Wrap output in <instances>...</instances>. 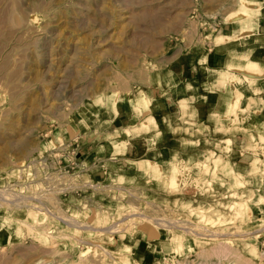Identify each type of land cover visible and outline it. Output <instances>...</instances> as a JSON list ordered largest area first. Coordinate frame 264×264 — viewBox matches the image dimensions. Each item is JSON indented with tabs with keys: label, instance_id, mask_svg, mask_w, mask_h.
Instances as JSON below:
<instances>
[{
	"label": "rangeland",
	"instance_id": "1",
	"mask_svg": "<svg viewBox=\"0 0 264 264\" xmlns=\"http://www.w3.org/2000/svg\"><path fill=\"white\" fill-rule=\"evenodd\" d=\"M246 7L249 0H0V264H136L125 250L144 226L170 245L166 264H264V173L234 177L225 167L213 178L214 155L204 152L175 171L179 184L152 192L123 179L102 183L106 172L75 166L70 147L87 127L86 109L113 105L147 85L152 70L206 48ZM245 80L264 110V81ZM59 143L67 152L55 157ZM228 145L216 149L230 155ZM254 146L264 166V141Z\"/></svg>",
	"mask_w": 264,
	"mask_h": 264
},
{
	"label": "crops",
	"instance_id": "2",
	"mask_svg": "<svg viewBox=\"0 0 264 264\" xmlns=\"http://www.w3.org/2000/svg\"><path fill=\"white\" fill-rule=\"evenodd\" d=\"M249 1L253 8H244L245 17L220 24L204 41L206 48L183 51L152 70L147 85L114 106L103 100L86 109L81 117L87 127L77 128L70 142L74 165L105 171L102 183L123 179L122 186L152 192H163L168 183L179 184L175 171L180 174L185 162L204 152L214 155L213 178L225 167L234 177L263 174L254 138L264 141V110L254 106V93L245 79L264 81V0ZM237 95L238 104L242 102L239 121L231 112ZM223 142H230V155L216 149ZM206 145L212 148L204 150ZM65 147L59 143L57 149L67 152ZM6 238L2 228L0 244ZM125 251L136 264H166L165 256L174 254L153 226L141 228Z\"/></svg>",
	"mask_w": 264,
	"mask_h": 264
},
{
	"label": "bare ground",
	"instance_id": "3",
	"mask_svg": "<svg viewBox=\"0 0 264 264\" xmlns=\"http://www.w3.org/2000/svg\"><path fill=\"white\" fill-rule=\"evenodd\" d=\"M117 100H118L117 98L112 99L113 105L116 104ZM237 108H238V107H237ZM79 166H80V165H79ZM79 166H77V167H79ZM248 201H249V200H248ZM243 202H244V201H243ZM241 204H242V202H241ZM241 204H240L239 206H241ZM186 206L189 207L190 205H186ZM235 206H236V205H235ZM243 207H244V206H242L241 209L239 208V209L241 210V212H242V210H243ZM198 213H199V212H198ZM196 214H197V213H196ZM238 214H239V213H238ZM109 240H110V239H109ZM176 240H178V239L176 238ZM175 252H176V255H175V257H174L175 260H180V255H179V250H178V248L175 249ZM219 253H220V252H219ZM226 253H227V252H226ZM217 255H218V254H217ZM217 255H216V256H217ZM223 255H224V254H223ZM174 258H173L172 260H174ZM123 260H124V259H123ZM123 262H125V261H123ZM177 262H178V261H176V263H177ZM177 264H180V263H177Z\"/></svg>",
	"mask_w": 264,
	"mask_h": 264
},
{
	"label": "built area",
	"instance_id": "4",
	"mask_svg": "<svg viewBox=\"0 0 264 264\" xmlns=\"http://www.w3.org/2000/svg\"><path fill=\"white\" fill-rule=\"evenodd\" d=\"M56 151H57V153H55V157H59V154H58L59 152H58V151H60V153H61L62 151H61V150H58V149H56ZM79 165H80V164L78 163L77 166H79Z\"/></svg>",
	"mask_w": 264,
	"mask_h": 264
}]
</instances>
